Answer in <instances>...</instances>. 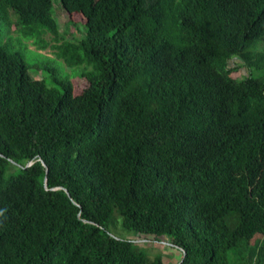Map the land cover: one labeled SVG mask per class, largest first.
Wrapping results in <instances>:
<instances>
[{
  "label": "trees",
  "instance_id": "trees-1",
  "mask_svg": "<svg viewBox=\"0 0 264 264\" xmlns=\"http://www.w3.org/2000/svg\"><path fill=\"white\" fill-rule=\"evenodd\" d=\"M61 3L80 38L0 0V264H165L134 242L161 237L264 264V0ZM13 33L86 70L48 79Z\"/></svg>",
  "mask_w": 264,
  "mask_h": 264
},
{
  "label": "rangeland",
  "instance_id": "rangeland-1",
  "mask_svg": "<svg viewBox=\"0 0 264 264\" xmlns=\"http://www.w3.org/2000/svg\"><path fill=\"white\" fill-rule=\"evenodd\" d=\"M53 3L54 16L60 23V32L67 39H73L74 37L80 38L84 33V28L80 25H78L80 26V28L75 27L69 21V15L67 12H65L61 0H53ZM4 31L7 35L8 31L6 27H4ZM15 35L16 34L13 33V40L11 42L13 44L14 49L20 51L24 55L25 61L29 65H39L41 67L43 66L44 68H46V76L48 79H51L55 75L62 79L70 78L72 80H77L80 73L86 70L84 65L71 68L66 64L64 60H59L58 58H56L54 50L51 47L53 42L52 37L50 35H45L43 37V41L50 44L43 50L37 49V46L34 45L32 41H23L26 44L25 46L22 42H18V40H16ZM241 63V60L233 58L232 60H230L229 64L234 65ZM242 71L243 75L249 74V71L245 68H242ZM28 73L30 77L34 80H41L44 78V74L36 69H30ZM112 233L117 238L127 237V234L120 229L113 230ZM137 241H140L138 243L143 244L142 247L147 250L148 255L151 258H154L156 254L162 255L165 260V264H177L182 258V251L179 248L172 246V244L169 242V239H167L166 237H161L159 240L142 239Z\"/></svg>",
  "mask_w": 264,
  "mask_h": 264
},
{
  "label": "water",
  "instance_id": "water-1",
  "mask_svg": "<svg viewBox=\"0 0 264 264\" xmlns=\"http://www.w3.org/2000/svg\"><path fill=\"white\" fill-rule=\"evenodd\" d=\"M14 163V162H13ZM29 164H27V166H28ZM42 165L46 168V165L42 162ZM47 170V169H46ZM66 192L68 193V195L70 196V194H69V192L66 190ZM71 197V196H70ZM113 236V235H112ZM114 237V236H113ZM134 242H140V241H137V240H134ZM172 246H174V245H172ZM177 248H179V247H177ZM181 250V249H180ZM180 264V263H179Z\"/></svg>",
  "mask_w": 264,
  "mask_h": 264
}]
</instances>
